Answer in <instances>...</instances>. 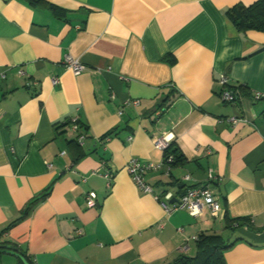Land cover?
<instances>
[{"label": "crops", "instance_id": "crops-1", "mask_svg": "<svg viewBox=\"0 0 264 264\" xmlns=\"http://www.w3.org/2000/svg\"><path fill=\"white\" fill-rule=\"evenodd\" d=\"M255 1L0 0V242L33 264H168L206 233L232 243L227 264H264V31L225 16ZM162 137L181 162L165 165ZM132 160L159 166L153 194ZM209 170L218 217L165 210Z\"/></svg>", "mask_w": 264, "mask_h": 264}, {"label": "built area", "instance_id": "built-area-1", "mask_svg": "<svg viewBox=\"0 0 264 264\" xmlns=\"http://www.w3.org/2000/svg\"><path fill=\"white\" fill-rule=\"evenodd\" d=\"M65 66L70 69L75 75L80 74L84 69L85 66L81 64L78 60L73 59L70 56H67L64 62ZM222 84L227 83L226 77L222 76L221 80ZM56 82V80H55ZM255 99H260L264 97L261 94H254ZM223 99L225 101H233L236 99L232 93L226 91L223 93ZM139 103L138 100L126 101L124 102L122 109L120 110V114L122 110L129 106V105H137ZM74 121V120H73ZM232 124H237L239 121H245L244 118H230L228 120ZM72 129L77 131L78 126L74 121L72 125ZM84 139L83 135H80L78 140L82 141ZM170 143L166 137L156 138L154 144L158 148L165 149L167 148L168 144ZM170 161V159H168ZM159 166H155L153 164L142 165L137 160H132L128 166L127 170L135 182V184L146 194H153L154 190L153 187L145 181L144 172L146 170H152ZM104 177L108 179V181H112L113 174L106 171ZM184 181L190 180L189 175H185L183 177ZM204 185L193 186L187 188L185 192L182 193L180 198L173 203L169 201L172 199V195L167 193L164 195V200L162 201V206L165 208L166 211L171 212L173 210H186L188 213L193 217H199L203 214L204 210H208L213 217H218L221 213V206L218 201V197L214 194L212 189V184L215 181V175L212 170L207 172V179ZM156 199H159V196L154 194ZM96 194L95 192H89L86 196V203L88 206L93 207L95 206Z\"/></svg>", "mask_w": 264, "mask_h": 264}, {"label": "trees", "instance_id": "trees-1", "mask_svg": "<svg viewBox=\"0 0 264 264\" xmlns=\"http://www.w3.org/2000/svg\"><path fill=\"white\" fill-rule=\"evenodd\" d=\"M225 16L240 33H245L249 30L264 31V0H256L250 5H244L241 3L235 4L225 10ZM238 88L243 89L242 86H239ZM233 95L237 96V93L233 92ZM69 143L70 145L78 146L75 141H70ZM163 150L165 165L172 166V164H177L183 159V156L178 153V150L172 148L171 143H169L167 148ZM81 155L82 153L80 152L78 156ZM168 159H170V161H168ZM226 220L228 225L231 222H237L238 226L241 225L238 220H229L227 218ZM4 245L11 244L0 242V250ZM231 245L232 243L224 241L220 235L203 233L196 239L197 251L194 256L182 254L168 264H227L225 260V252ZM19 255L20 256H17V264H24L22 258H24L29 264H33L21 250L19 251Z\"/></svg>", "mask_w": 264, "mask_h": 264}, {"label": "water", "instance_id": "water-1", "mask_svg": "<svg viewBox=\"0 0 264 264\" xmlns=\"http://www.w3.org/2000/svg\"><path fill=\"white\" fill-rule=\"evenodd\" d=\"M171 202H173V201H171ZM0 251L11 253V254H14L16 256H20L19 255V251H20L19 248L16 246H13V245H4ZM22 260H23L24 264H29L24 258H22Z\"/></svg>", "mask_w": 264, "mask_h": 264}]
</instances>
